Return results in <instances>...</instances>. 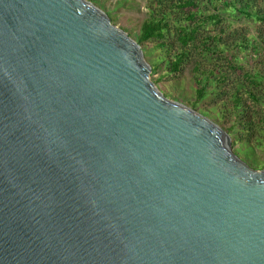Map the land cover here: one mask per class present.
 Returning <instances> with one entry per match:
<instances>
[{"label": "water", "instance_id": "obj_1", "mask_svg": "<svg viewBox=\"0 0 264 264\" xmlns=\"http://www.w3.org/2000/svg\"><path fill=\"white\" fill-rule=\"evenodd\" d=\"M0 264H264V169L93 3L0 0Z\"/></svg>", "mask_w": 264, "mask_h": 264}, {"label": "rangeland", "instance_id": "obj_2", "mask_svg": "<svg viewBox=\"0 0 264 264\" xmlns=\"http://www.w3.org/2000/svg\"><path fill=\"white\" fill-rule=\"evenodd\" d=\"M105 12L112 23L123 29L129 36L137 42V35L141 26L150 18V8L148 0H88ZM217 8L209 5L204 9L206 13L218 12L221 23L217 28H224V38L228 39L230 48L236 53L237 65L240 70H232L222 63L231 55L225 52L222 58L213 56L204 62L207 68L211 66L223 65L224 73L229 79L216 82V77H212L209 84V94L206 99L196 102L195 85L192 74V63L187 62L177 73L169 69V55L156 50L154 43L141 44L146 61L150 64L153 72V64L157 66V72L152 75L159 90L170 100L181 103L198 113L204 115L216 123L232 139L234 152L249 166L254 169H264V23L248 19L242 14L231 13L224 6L218 4ZM214 26L210 25L209 30L214 31ZM249 40V41H247ZM211 65V66H209ZM245 72L260 76L261 85L254 88L261 101L253 100L246 93L244 79ZM240 88L243 94L245 106L248 113L242 116L244 121L249 122L244 127L240 124L239 112L235 110L231 92ZM253 89V87L251 88ZM206 111L207 113H205ZM207 114V115H205ZM242 114V113H241ZM240 114V115H241ZM233 127H236L235 129Z\"/></svg>", "mask_w": 264, "mask_h": 264}, {"label": "trees", "instance_id": "obj_3", "mask_svg": "<svg viewBox=\"0 0 264 264\" xmlns=\"http://www.w3.org/2000/svg\"><path fill=\"white\" fill-rule=\"evenodd\" d=\"M150 5V18L143 23L137 42L139 45L150 42L154 43L156 50H162L169 55V69L177 73L183 65L191 61L192 74L195 85L196 102H201L210 93L208 88L212 77L216 82H224L229 76L224 73L223 65L207 68L204 62L213 56L222 58L225 52L231 55L222 63L232 70H240L237 65L236 53L230 48L228 39H225L224 28L217 26L221 23L218 12L206 13L207 5L217 8L218 4L224 6L231 13L242 14L248 19L264 23V0H148ZM210 25L214 31L209 30ZM249 41V40H247ZM157 72V66L153 64L152 75ZM244 79L247 81L246 93L253 100L260 102L261 99L256 93L260 87L261 80L257 74L245 72ZM156 83V81L154 82ZM253 87V89H251ZM255 88V89H254ZM234 108L240 116V124L244 127L252 126V121H244L242 116L248 113L245 106L243 94L240 88L234 89L231 93ZM207 113L206 111H204ZM242 113V114H241ZM241 114V115H240ZM207 115V114H205ZM234 129L236 127H233Z\"/></svg>", "mask_w": 264, "mask_h": 264}]
</instances>
